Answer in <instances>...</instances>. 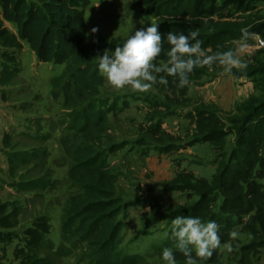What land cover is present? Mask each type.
Masks as SVG:
<instances>
[{
	"label": "trees",
	"instance_id": "1",
	"mask_svg": "<svg viewBox=\"0 0 264 264\" xmlns=\"http://www.w3.org/2000/svg\"><path fill=\"white\" fill-rule=\"evenodd\" d=\"M40 1L38 6L26 0H0V86L11 85L18 74L24 42L39 62L62 66L51 85L55 97L61 94L63 108L70 110L67 129L72 131V140L68 138L64 147L72 162L67 181L78 192L68 197L61 222V243L56 248L48 238L50 224L46 216H38L17 234L19 209L0 203V259L6 257L5 247L17 240L12 256L18 264H59L58 257L74 251H80L81 259L93 264H131L134 257L125 256L120 250L125 213L131 204L117 193V175L108 162L118 147L108 143L105 146L103 142L112 108L100 96L104 77L97 68V55L109 49V43L104 38L87 40L84 17L90 0ZM244 4L240 0L128 1L130 7L156 19L162 38L165 35L164 50L156 61L159 64L167 60L169 31L188 34L198 30L197 39L210 54L235 50V42L243 39L246 31L237 16L246 11ZM6 23L14 24L16 32L10 31ZM149 25L146 21L142 27ZM246 32L251 35L255 30ZM221 69L223 66L218 64L197 67L190 74V84ZM167 80V84L157 82L154 86L177 95L175 103H181V98L189 101L190 84L179 88L173 77L168 76ZM255 83L261 94L250 98L249 106L242 108V116L237 119L224 120L205 107H197L186 115L194 135L219 151L218 172L209 180L183 170L164 185L167 191L190 192L196 201L163 214L157 203L150 205L153 213H160L161 221L171 222L177 215L215 220L220 226L219 247L229 241L232 227L241 223L251 238L245 252L253 253L264 248V186L260 182L264 180V78ZM149 130L159 141L168 140L159 123ZM232 135L234 140L227 146V138ZM16 159L19 160L17 156ZM42 182L48 183L32 180L19 187L28 191L40 189L44 187ZM165 247L171 246L165 242L161 249ZM219 247L211 257L198 258L199 262L216 264ZM173 249L177 264H186L184 255Z\"/></svg>",
	"mask_w": 264,
	"mask_h": 264
},
{
	"label": "rangeland",
	"instance_id": "2",
	"mask_svg": "<svg viewBox=\"0 0 264 264\" xmlns=\"http://www.w3.org/2000/svg\"><path fill=\"white\" fill-rule=\"evenodd\" d=\"M26 1L41 5L40 0ZM128 1L90 0L84 17L87 40L104 38L109 50L114 51L135 28L146 21L156 23L140 9L130 7ZM240 1L245 3L246 11L237 13L241 18L238 21L246 31L255 30L246 41L235 42L246 67L231 72L221 69L194 81L188 86L189 101L181 98V103H175L177 95L155 86L147 92L133 91L128 86L115 88L101 73L104 84L100 96L112 108L103 142L105 146L108 143L118 147L108 162L117 175V193L131 204L125 213L120 245L123 255L134 257L131 264H166L161 248L165 242L175 248V241L170 235L171 222L159 220L158 215L196 201L192 193L167 191L164 184L183 170L209 180L218 172L219 151L194 135L186 115L205 107L224 120H234L242 116L241 110L249 106L251 97L261 94L255 81L264 78V0ZM5 26L10 29L9 23ZM94 26L99 27L97 33L91 32ZM10 31L16 32L15 25ZM242 44L246 47L240 48ZM18 64L19 72L3 94L9 115L0 125V203L19 209L17 234L38 216H46L50 224L48 238L56 248L61 243V222L68 197L78 192L67 181L72 162L64 147L68 138L72 140V131L67 129L70 110L63 108L61 94L55 97L51 85L62 66L39 62L25 42ZM158 123L169 137L166 142L159 141L149 130ZM233 140V135L228 137L227 146ZM32 180L48 183L42 182L43 188L30 191L19 187ZM260 182L264 186V180ZM152 202L158 204L160 213L152 212ZM242 226L238 223L232 227L229 241L219 247L216 264H264V248L257 253L245 252L251 238ZM17 243L14 240L5 247L6 257L0 259V264H18L12 256ZM57 259L59 264H93L82 260L80 251Z\"/></svg>",
	"mask_w": 264,
	"mask_h": 264
},
{
	"label": "clouds",
	"instance_id": "3",
	"mask_svg": "<svg viewBox=\"0 0 264 264\" xmlns=\"http://www.w3.org/2000/svg\"><path fill=\"white\" fill-rule=\"evenodd\" d=\"M158 28V23L135 28L114 51L106 49L102 55H97L98 71L107 77L112 86L120 89L128 86L133 91L147 92L157 82L167 84V77L171 76L177 82V87L184 88L190 84V74L197 67L218 64L223 66L225 72L246 67V61L238 54L239 49L210 54L202 47L203 42L197 39L200 34L198 30L188 34L184 31H169L166 34L170 45L166 52L167 60L159 64L156 61L164 50L165 35L162 38ZM98 31V26L91 29L92 33ZM248 35L245 31V41ZM243 47L246 44L240 46ZM219 229L215 220L205 221L200 216L177 215L171 221L170 235L175 241V249L186 258V264H199L198 258L211 257L213 251L221 245ZM162 259L166 264H177L175 251L171 247L162 250Z\"/></svg>",
	"mask_w": 264,
	"mask_h": 264
},
{
	"label": "crops",
	"instance_id": "4",
	"mask_svg": "<svg viewBox=\"0 0 264 264\" xmlns=\"http://www.w3.org/2000/svg\"><path fill=\"white\" fill-rule=\"evenodd\" d=\"M10 29H12L14 24L9 23ZM16 29V28H15ZM6 87L0 86V125L4 124V122L7 120L8 110L6 108V103L4 102L3 94L5 92ZM6 117V118H5ZM2 138V135H1Z\"/></svg>",
	"mask_w": 264,
	"mask_h": 264
},
{
	"label": "built area",
	"instance_id": "5",
	"mask_svg": "<svg viewBox=\"0 0 264 264\" xmlns=\"http://www.w3.org/2000/svg\"><path fill=\"white\" fill-rule=\"evenodd\" d=\"M260 45L262 46L263 45V42H261Z\"/></svg>",
	"mask_w": 264,
	"mask_h": 264
}]
</instances>
